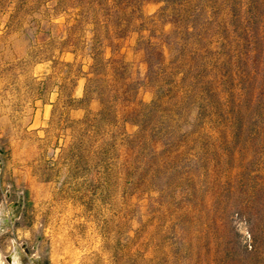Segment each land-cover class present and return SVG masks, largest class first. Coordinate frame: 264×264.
I'll return each mask as SVG.
<instances>
[{
  "label": "trees",
  "instance_id": "obj_1",
  "mask_svg": "<svg viewBox=\"0 0 264 264\" xmlns=\"http://www.w3.org/2000/svg\"><path fill=\"white\" fill-rule=\"evenodd\" d=\"M143 1L54 2V13L74 15L62 49L91 60L87 74L78 65L86 78L79 103H100L82 120H64L73 131V171L107 175L117 140L133 153L122 169L137 190L170 199L179 192L194 201L218 171L223 180L204 215V239L214 253L222 252L220 232L235 219L245 234L233 264H264V177L248 170L264 151V0H157L160 7L150 17ZM132 34L155 94L120 122L117 108L135 97L138 85L129 82L131 64L116 58L117 42ZM74 103L70 92L64 105ZM127 123L136 126L135 134L121 133ZM157 140L160 152L152 147ZM230 162H238L234 174Z\"/></svg>",
  "mask_w": 264,
  "mask_h": 264
},
{
  "label": "rangeland",
  "instance_id": "obj_2",
  "mask_svg": "<svg viewBox=\"0 0 264 264\" xmlns=\"http://www.w3.org/2000/svg\"><path fill=\"white\" fill-rule=\"evenodd\" d=\"M54 2L0 0V264H10L9 257L15 264H233L245 234L241 223L229 219L220 232L222 252L204 239V215L223 180L218 171L194 201L179 192L170 199L137 190L122 169L133 153L120 140L107 175L73 171V131L64 120H82L100 103H79L86 78L78 65L87 74L91 60L62 49L74 15L54 13ZM159 7L144 0L142 10L150 17ZM85 35L89 41L91 34ZM136 40L132 34L117 42L116 58L131 64L129 82L138 85L135 97L117 108L120 122L155 94ZM70 92L75 103L67 108ZM120 131L133 135L137 128L127 123ZM152 147L160 152L163 144ZM254 158L248 170L264 177V151ZM237 166L229 163L233 174Z\"/></svg>",
  "mask_w": 264,
  "mask_h": 264
},
{
  "label": "bare ground",
  "instance_id": "obj_3",
  "mask_svg": "<svg viewBox=\"0 0 264 264\" xmlns=\"http://www.w3.org/2000/svg\"><path fill=\"white\" fill-rule=\"evenodd\" d=\"M7 260H8V262H9L10 264H15V262L12 261L11 257H9Z\"/></svg>",
  "mask_w": 264,
  "mask_h": 264
}]
</instances>
